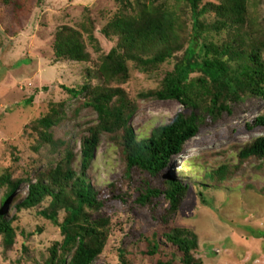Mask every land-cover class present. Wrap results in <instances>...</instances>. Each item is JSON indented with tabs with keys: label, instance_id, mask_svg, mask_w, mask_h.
Segmentation results:
<instances>
[{
	"label": "rangeland",
	"instance_id": "obj_1",
	"mask_svg": "<svg viewBox=\"0 0 264 264\" xmlns=\"http://www.w3.org/2000/svg\"><path fill=\"white\" fill-rule=\"evenodd\" d=\"M149 3L150 0H16L9 5L0 2V176L33 180L38 170L57 161L60 155L52 153L48 145H41L32 127L51 108L61 113L60 122L51 129L54 141L66 142L79 154V138L97 117L81 107L82 96L74 98L66 89L101 84L97 69L118 42L115 36L106 38L101 30L118 13L134 16L138 4ZM153 3L176 9L190 32V13H180L181 0ZM207 3L218 4L219 0H201L200 6ZM248 14L264 30V0L250 3ZM203 19L212 22L214 15ZM62 27L81 34L89 54L87 62L56 60L54 43ZM217 39L224 40L225 34ZM173 64L172 59L153 67L127 60L128 80L111 84L121 88L133 105L127 127L139 141L150 138L177 114L186 113L177 101L161 100L151 94L160 90ZM26 101L31 102L25 105ZM258 117H264V101L251 98L238 103L231 108V114H224L217 123H203L198 135L185 145L183 155L172 159L164 173L152 178L133 171L130 181L124 178L127 164L121 145L103 135L88 170V180L105 201L92 218H108L111 223L106 246L93 264L167 261L173 252L170 245L161 242V251L148 256L142 237L148 238L152 233L160 237L173 228L188 229L196 235L195 258L202 264H264V166L253 160L239 165L237 159L243 144L264 136V128L239 133ZM220 166L230 168L232 175L228 180L204 178V173ZM74 168L79 169V158ZM167 179L188 185L174 215L167 216L169 207L163 197L146 207L136 206V188L141 181L159 188ZM111 185L115 187L114 196L123 195L125 203L112 197ZM5 192V188L0 190V199ZM26 194L27 184L23 183L3 208L6 220L13 216L17 220L13 223V246L6 249L0 237V264H45L48 250L55 242H61L59 229L40 217L38 208L16 212L15 205ZM120 250L125 251V263L120 259Z\"/></svg>",
	"mask_w": 264,
	"mask_h": 264
},
{
	"label": "trees",
	"instance_id": "obj_2",
	"mask_svg": "<svg viewBox=\"0 0 264 264\" xmlns=\"http://www.w3.org/2000/svg\"><path fill=\"white\" fill-rule=\"evenodd\" d=\"M15 1L0 0L3 5ZM153 2L156 0L138 4L134 16L118 13L101 30L106 38H118L116 47L97 69L101 84L87 83L79 90L66 89L74 98L82 96L81 107L90 109L97 117L95 124L88 126L79 138V154L66 142L54 141L51 129L60 122L61 113L51 108L32 127L41 145H48L51 152L60 157L48 168L38 170L33 180L0 176V190L6 189L0 199V237L6 249L14 244L13 223L17 218L6 220L3 208L25 183L27 194L15 205L16 212L38 208L39 216L57 227L62 238L48 250L45 264H66L67 257L70 258L68 264H93L106 246L111 223L108 218H92L101 211L105 201L99 198L88 180V170L103 135L121 145L127 164L126 180H131L133 171L155 178L168 169L172 159L183 155L185 145L198 135L203 123H217L224 114H231L234 105L245 100L264 101V30L248 14L250 3L257 4L258 0H219L218 4L203 6H200L201 0H181L180 13H190V32L176 9L173 11ZM210 14L214 15V20L206 22L203 18ZM222 34L225 39L218 40ZM54 55L56 60L77 63L89 60L81 34L68 27L57 31ZM167 59L174 60L173 70L165 75L160 90L151 94L161 100L177 101L186 113L177 114L150 138L139 141L134 131L127 127L133 105L121 88L111 84H123L128 80L127 60L153 67ZM262 128L264 117H258L239 133ZM78 158L79 169L75 170ZM237 159L239 165L253 160L264 166V136L243 144ZM231 175L230 168L220 166L204 173V178L223 182ZM110 188L112 197L125 203L124 196H114L115 187L111 185ZM187 191L188 185L177 180L167 179L159 188L141 181L134 203L146 207L163 197L169 207V217L178 211ZM162 222L167 223L166 219ZM142 240L148 256L161 251V242L173 249L167 261L160 260L157 264H176L177 261V264H202L195 258L197 237L188 229L173 228L160 237L152 233ZM124 255L125 251L120 250L123 263Z\"/></svg>",
	"mask_w": 264,
	"mask_h": 264
}]
</instances>
